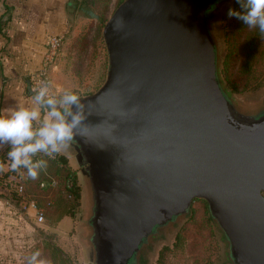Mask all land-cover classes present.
Returning a JSON list of instances; mask_svg holds the SVG:
<instances>
[{
    "label": "water",
    "instance_id": "1",
    "mask_svg": "<svg viewBox=\"0 0 264 264\" xmlns=\"http://www.w3.org/2000/svg\"><path fill=\"white\" fill-rule=\"evenodd\" d=\"M222 1L124 0L105 23V81L61 151L89 187L85 264H135L195 200L231 264H264V111L240 112L220 84L209 20Z\"/></svg>",
    "mask_w": 264,
    "mask_h": 264
},
{
    "label": "rangeland",
    "instance_id": "2",
    "mask_svg": "<svg viewBox=\"0 0 264 264\" xmlns=\"http://www.w3.org/2000/svg\"><path fill=\"white\" fill-rule=\"evenodd\" d=\"M85 1L91 5L93 15L97 18H88V10L70 8L68 32L61 38V45L50 68V72H53L54 67L58 66L56 74L62 89L57 87L58 84L52 85L56 91L60 90L59 94L63 89H71L80 96L91 95L106 78L108 60L102 31L121 2ZM233 2L223 0L209 20L210 32L218 48L217 66L227 52L225 26L227 11ZM242 87L243 82L239 84L238 92H232L231 97L227 95L235 108L251 115L263 112L264 86ZM70 164L76 168L78 182L84 192L85 205L82 210L60 224L54 220H47L42 225L29 224L14 215H5L15 222L8 221L7 228L0 229V264H29L32 254L37 251L40 252V259H50L52 264H55L54 259L56 264H85L82 250L87 246L89 237L87 220L91 215L90 192H87L88 184L85 179H81L73 158H70ZM210 217L206 203L195 200L187 215L158 230L149 239L135 264H231L228 243ZM54 250L61 255L62 263Z\"/></svg>",
    "mask_w": 264,
    "mask_h": 264
},
{
    "label": "clouds",
    "instance_id": "3",
    "mask_svg": "<svg viewBox=\"0 0 264 264\" xmlns=\"http://www.w3.org/2000/svg\"><path fill=\"white\" fill-rule=\"evenodd\" d=\"M235 2L239 10L229 8L227 16L264 36V0ZM88 106L76 91L63 89L53 94L50 83L41 81L31 105L0 109V148L8 147V169H23L28 178L38 179L47 170L49 160L85 134L91 115ZM4 169L5 164L0 162V171ZM39 257V251L33 253L29 264H52L50 259Z\"/></svg>",
    "mask_w": 264,
    "mask_h": 264
},
{
    "label": "crops",
    "instance_id": "4",
    "mask_svg": "<svg viewBox=\"0 0 264 264\" xmlns=\"http://www.w3.org/2000/svg\"><path fill=\"white\" fill-rule=\"evenodd\" d=\"M71 2L72 0H0V109L31 105L35 92L27 78L44 67L49 40L53 37L62 38L68 32ZM57 71L58 66H55L51 79L52 84H58L59 88ZM57 91L59 94L60 90ZM68 148L66 149L71 152ZM7 151V146L0 148V162L5 164L0 176L9 172L8 161L5 159ZM59 154L66 157L61 152ZM66 158L68 166L77 173L76 168L70 164V158ZM5 215L7 214H0V229L7 228L8 221H14ZM68 220L69 217H64L59 224Z\"/></svg>",
    "mask_w": 264,
    "mask_h": 264
},
{
    "label": "trees",
    "instance_id": "5",
    "mask_svg": "<svg viewBox=\"0 0 264 264\" xmlns=\"http://www.w3.org/2000/svg\"><path fill=\"white\" fill-rule=\"evenodd\" d=\"M123 0H118V3ZM85 0H72L71 8H77L89 12L88 18H97L93 15L91 5ZM88 7V8H86ZM239 10L235 0L232 7ZM212 13L210 14V18ZM227 40V52L218 64V77L224 92L231 97L232 92L239 91V84L243 82L242 89L264 86V36L257 30L249 29L241 21L227 18L225 26ZM70 151L71 149L68 148ZM7 160V157L5 158ZM20 177V172L9 170L0 176V188L4 190L5 182L9 175ZM56 182L55 187L40 188V182ZM24 193L12 197L17 200H33L37 207L43 211L45 222L54 220L59 223L64 217L76 216L79 210L85 205L83 189L78 182V176L68 166L66 157L57 154L55 159L49 160L46 171H42L36 180L27 177L23 182ZM211 219V217H210ZM179 238V236H178ZM180 239V238H179ZM62 263V257L57 250H54ZM56 264V260L54 259Z\"/></svg>",
    "mask_w": 264,
    "mask_h": 264
},
{
    "label": "built area",
    "instance_id": "6",
    "mask_svg": "<svg viewBox=\"0 0 264 264\" xmlns=\"http://www.w3.org/2000/svg\"><path fill=\"white\" fill-rule=\"evenodd\" d=\"M61 45V38L53 37L48 42V47L45 55L44 67L38 71L30 74L27 78L28 83L35 92L41 81H47L50 83L51 92L53 94H58L53 88L51 83V72L50 68L55 60L57 51ZM20 177L9 175L5 182V188L2 190L0 188V214L6 213L7 215H14L19 220L33 223L36 225H42L45 223V217L43 211L39 209L33 200H15L11 195L15 193L17 196H21L24 193L23 182L27 180L26 171L21 169ZM21 173H24L23 175ZM56 182L51 180L49 183L40 182L39 187L45 188L48 186L55 187Z\"/></svg>",
    "mask_w": 264,
    "mask_h": 264
}]
</instances>
